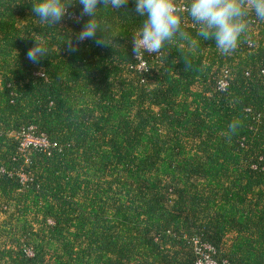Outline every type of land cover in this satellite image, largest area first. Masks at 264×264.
Listing matches in <instances>:
<instances>
[{
	"label": "trees",
	"instance_id": "trees-1",
	"mask_svg": "<svg viewBox=\"0 0 264 264\" xmlns=\"http://www.w3.org/2000/svg\"><path fill=\"white\" fill-rule=\"evenodd\" d=\"M36 2L0 0V264H264V22L223 55L185 12L197 46L136 60L135 0L97 6L111 46Z\"/></svg>",
	"mask_w": 264,
	"mask_h": 264
},
{
	"label": "clouds",
	"instance_id": "clouds-1",
	"mask_svg": "<svg viewBox=\"0 0 264 264\" xmlns=\"http://www.w3.org/2000/svg\"><path fill=\"white\" fill-rule=\"evenodd\" d=\"M74 0H38L31 4L32 12L38 20L56 27L69 15V8ZM82 5L80 19L87 16L82 30L76 34V41L95 39L99 46H111L114 40H109L105 30L101 29L97 20L98 5L103 8L121 9L129 0H75ZM135 12L143 17L140 28L132 35V52L137 59L145 53L160 54L166 43L174 40L186 41L190 47L198 44L190 34L181 29V15L187 13L198 26L197 36L203 40H215V47L223 55H229L239 45L242 35L249 27V17L264 22V0H188L179 4L177 0H135ZM102 35L97 38V33ZM35 44L27 53V58L33 63L46 57L48 48L43 44L42 37L37 34ZM75 50L72 40L66 42ZM185 71L193 67L191 61L185 60ZM239 127V121L233 120L228 125L231 137Z\"/></svg>",
	"mask_w": 264,
	"mask_h": 264
},
{
	"label": "built area",
	"instance_id": "built-area-1",
	"mask_svg": "<svg viewBox=\"0 0 264 264\" xmlns=\"http://www.w3.org/2000/svg\"><path fill=\"white\" fill-rule=\"evenodd\" d=\"M179 4H184V2L186 0H177ZM26 139H29V143H25V145H23V147H27L28 145H35V146H41V147H47L48 146V142L45 138H41V139H34L31 136H27ZM198 264H214L213 261L207 259L204 262H200Z\"/></svg>",
	"mask_w": 264,
	"mask_h": 264
},
{
	"label": "rangeland",
	"instance_id": "rangeland-1",
	"mask_svg": "<svg viewBox=\"0 0 264 264\" xmlns=\"http://www.w3.org/2000/svg\"><path fill=\"white\" fill-rule=\"evenodd\" d=\"M25 143H29V139H25ZM0 219H1V216H0Z\"/></svg>",
	"mask_w": 264,
	"mask_h": 264
}]
</instances>
